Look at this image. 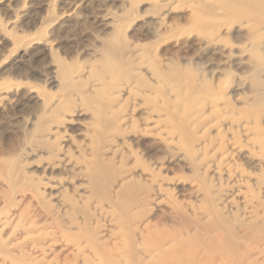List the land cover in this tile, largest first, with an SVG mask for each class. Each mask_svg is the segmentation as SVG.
Instances as JSON below:
<instances>
[{
  "label": "bare ground",
  "instance_id": "bare-ground-1",
  "mask_svg": "<svg viewBox=\"0 0 264 264\" xmlns=\"http://www.w3.org/2000/svg\"><path fill=\"white\" fill-rule=\"evenodd\" d=\"M28 2L2 32L31 13ZM152 2L154 11L185 3L189 25L210 41L222 42L223 27L241 32L254 111L236 115L206 72L200 79L128 41L122 13L94 18L108 35L86 64L65 63L41 38L52 57L46 83L59 94L29 91L42 112L30 122L35 134L0 159V189L9 191L0 197V264H264V0ZM123 3L133 11L138 0ZM82 5L58 17L59 28ZM158 23L173 29L164 18ZM11 88L0 82L6 112ZM84 114L90 122L81 140L61 129ZM34 153L46 156L41 177L25 171ZM243 159L260 172L247 171ZM186 169L189 187L176 186Z\"/></svg>",
  "mask_w": 264,
  "mask_h": 264
},
{
  "label": "rangeland",
  "instance_id": "rangeland-1",
  "mask_svg": "<svg viewBox=\"0 0 264 264\" xmlns=\"http://www.w3.org/2000/svg\"><path fill=\"white\" fill-rule=\"evenodd\" d=\"M20 1L0 0L2 26L14 20L13 11L20 8ZM28 1L34 9L30 14L18 17L17 27L9 28L5 33L1 31L0 26V82L12 85L11 89L15 95V101L7 112L0 103V159H4L3 161L10 159L3 154V151L16 145L23 148L29 137L35 134V126L30 122L36 121L42 112L40 102L28 98L29 91L37 87L49 96L59 94L57 84L46 83L52 57L48 46L41 38H46L52 43L58 56L65 63L71 66L86 64L94 58L95 49L101 46V40L108 35L103 30V26L94 21L98 14L107 10L125 16L124 31L128 41L140 44L151 56L161 62L178 65L183 71L192 69L194 73L199 74L200 79L206 72L207 79L212 80L214 84L221 83L223 94L230 106L234 107L236 115L243 108L252 111L255 109L253 93L248 83H245V80L250 82L249 76L252 70L249 61L247 62V56L239 55L241 32L236 27L220 29L218 36L222 42L201 37L198 31L189 25L185 3H178L177 8L173 10L154 11L152 0H138L136 9L131 11L125 9L123 0ZM78 2L83 3L78 9V14L69 19L65 28H59L55 23L59 20L58 17L68 13L71 6ZM161 18L173 27L172 31L165 32L159 29L158 22ZM48 24L50 26L46 28ZM246 99L249 105L243 103ZM89 116V114L74 116L76 120L66 122L61 125V129L67 128L77 140H81L80 129L90 122ZM225 125L224 123L223 126ZM261 127V138H264L262 120ZM211 134L216 135L217 129H212ZM227 135L229 136L230 133L227 132ZM66 140L67 137L62 139L64 143ZM252 144L255 147L259 145L257 141ZM45 158L43 153L29 154L24 160L25 171L30 175L41 177L44 174L43 168L46 167ZM243 166L251 173L260 172L259 166H254L246 159H243ZM185 173L186 180L183 179L176 186L189 187L188 178L191 179L193 174L189 169H186ZM43 177H47V174ZM170 186H174V183ZM8 194L9 191L0 189L1 198L8 199L6 196ZM10 209L8 205L5 212H9Z\"/></svg>",
  "mask_w": 264,
  "mask_h": 264
}]
</instances>
